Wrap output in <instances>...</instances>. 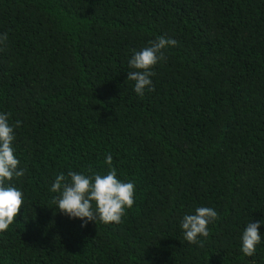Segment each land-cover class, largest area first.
Listing matches in <instances>:
<instances>
[{"label": "trees", "instance_id": "16d2710c", "mask_svg": "<svg viewBox=\"0 0 264 264\" xmlns=\"http://www.w3.org/2000/svg\"><path fill=\"white\" fill-rule=\"evenodd\" d=\"M158 36L177 43L139 96L127 60ZM0 112L24 169L0 264H264V237L240 251L264 223V0H0ZM108 154L134 204L82 226L50 185ZM198 206L218 218L191 244Z\"/></svg>", "mask_w": 264, "mask_h": 264}, {"label": "clouds", "instance_id": "9594fccd", "mask_svg": "<svg viewBox=\"0 0 264 264\" xmlns=\"http://www.w3.org/2000/svg\"><path fill=\"white\" fill-rule=\"evenodd\" d=\"M176 43L173 38L158 36L148 46L132 51L127 60V79L134 81L133 90L137 95L143 96L151 89L153 66L165 58L164 50ZM20 124L19 120L10 124L8 114L0 112V232L13 223L23 203L21 189L11 183L14 177L24 174V169L18 167L13 143L15 128ZM112 160L111 154L105 156L103 163L107 171L103 174L88 170L90 174L69 171L67 177L57 175L49 189L58 194L53 201L57 209L70 219L79 218L82 226L97 220L105 224L120 223L126 209L134 204L135 185L131 180L118 178ZM217 218V211L207 206L195 207L192 212L184 214L180 220L184 240L191 244L200 243L201 237L209 235L207 226ZM261 224L264 223L249 221L241 233L240 251L246 257L256 253V246L264 237L259 231Z\"/></svg>", "mask_w": 264, "mask_h": 264}]
</instances>
